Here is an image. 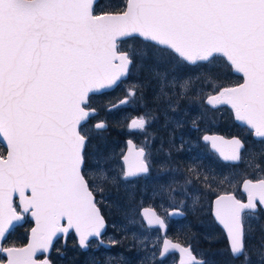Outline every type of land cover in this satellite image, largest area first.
<instances>
[{"label":"snow or ice","instance_id":"6c2138e0","mask_svg":"<svg viewBox=\"0 0 264 264\" xmlns=\"http://www.w3.org/2000/svg\"><path fill=\"white\" fill-rule=\"evenodd\" d=\"M121 43L128 48L122 50ZM218 56L242 73L244 82L219 89L206 104L230 105L236 120L264 144V0H124L122 7L101 14L94 0H0V137L6 142V155L0 154V245L14 222L24 219L17 207L36 221L27 247L0 246L6 256L0 264H50L38 262L36 253L48 251L53 238L70 229L81 249L89 247L91 237H101L104 218L84 173L89 137L82 127L90 116V92L112 86L139 62L151 73L143 87L154 85L158 98L171 99L177 89L191 87V80L178 77L183 65L212 64ZM147 123L138 118L132 127L144 130ZM204 140L216 147L215 138ZM231 145L229 154H220L238 162L245 146L236 138ZM123 160L122 183L149 173L145 148ZM96 176L110 179L99 164ZM243 188L246 202L220 196L215 215L227 229L232 256L251 264L246 233L253 230L252 220L264 217V178L245 180ZM169 195L188 198L186 191L172 188ZM140 227L144 244L150 229L166 225L152 214ZM261 233L254 251L264 264V225ZM180 250L188 254V264H204L190 249ZM168 251L165 242L161 257Z\"/></svg>","mask_w":264,"mask_h":264},{"label":"trees","instance_id":"16d2710c","mask_svg":"<svg viewBox=\"0 0 264 264\" xmlns=\"http://www.w3.org/2000/svg\"><path fill=\"white\" fill-rule=\"evenodd\" d=\"M123 4H121V0H99L95 12L101 14L106 11H114L118 6L122 7ZM124 44H119L122 50H126ZM225 66L226 62L219 56L212 64L199 63L196 66L185 64L180 68L178 77L181 80H191L189 90L182 92L177 89L174 97L169 93L171 99L157 98V100H154V97L158 95V90L154 85L143 87L149 83L150 69L139 62L130 69L129 78L133 77L138 80L145 108L159 115V119L153 126L156 135L171 147L169 155L171 171L169 174H166L165 163L161 168L162 175L159 174V171L155 173L154 166L151 165L149 173L146 177L138 179L139 182H135L136 187L131 189L132 191L128 193L125 188L116 190L117 196L120 198L114 199L115 206L111 208L112 214L105 215L102 212L108 224L114 226L110 227L109 231L113 233L114 241L117 239L115 248L123 254L130 255L134 259V264L138 263L141 256L144 260V253L138 255L140 243L136 236V231L141 228L139 212L143 207L154 208L160 216H167L168 211L174 208H185L182 209L186 212L184 219L170 220L172 224L168 228V233L173 241L191 246L198 258L205 260L204 264H242L241 259H235L232 256L225 236L219 230L220 228L214 225L211 206L213 199L222 193L237 190L240 195H243L237 188L239 180H242L240 175H237L235 185L232 178L228 176L236 166H245L244 173L248 178H264V144L250 141V134L247 137H240V128L232 121L228 130L226 127H222L220 134L228 137L238 136L245 143L241 162L234 166L221 162L217 155L207 149L202 142V135L212 132L208 128L211 125L207 118L208 112L205 111L207 106L203 90L215 89L217 91L223 86H236L242 81L241 77L232 74L228 68L224 70ZM116 95L118 97L120 91L118 93L114 90L92 97L90 106L98 108L96 107L97 101L107 100L108 97L114 99L113 97ZM100 114L102 115V111H99ZM227 114L231 118V113L227 111ZM226 117L227 115L223 114L222 120ZM104 134H108V136L96 141L91 134H87L89 140L85 149L84 169L89 164L91 151L104 154L111 149L116 137L112 125L104 131ZM258 150H262L261 154ZM154 151L152 148V153ZM0 154H5V149L1 145ZM186 158L197 162V165L194 167L188 163ZM189 169L195 171L189 172ZM181 172H185L187 177H184ZM189 180L192 181L191 184L187 183ZM169 188L186 191L188 198L185 203H183L185 199L182 195L175 198L170 196ZM192 201L196 202L195 206L192 205ZM99 206L103 211L102 207L105 206L102 204ZM108 216L111 222L108 220ZM261 225H263V218L258 223H252L253 230L246 233V245L251 257L256 256L254 249L259 248V245L255 246L253 238L262 236ZM31 227L32 223L29 220L23 226L17 227L4 241V246H23L25 241L18 233L28 232ZM218 231L223 239L217 243ZM155 251L158 253L157 248Z\"/></svg>","mask_w":264,"mask_h":264},{"label":"rangeland","instance_id":"374dc122","mask_svg":"<svg viewBox=\"0 0 264 264\" xmlns=\"http://www.w3.org/2000/svg\"><path fill=\"white\" fill-rule=\"evenodd\" d=\"M123 3L124 0H121V4ZM124 48L127 49L128 44L125 43ZM224 61L226 62L225 59ZM196 65H190V66H196ZM225 68H228L231 71V73L234 74L232 67L227 62H226V66L224 67V70ZM137 82L138 80L136 78L133 79L132 77V79H130L129 81L125 82L122 86H119L115 89V91H117L118 93L120 91V95L118 97L116 95L115 97H113L114 99L108 97L107 98L108 101L107 100L97 101L96 107H98L97 109L99 111H102V115L100 114L96 119L92 121V124L90 125L91 127L86 126L83 128L84 133L91 134L94 137V141H96L97 139H103L105 136H108V134L106 135L104 134V131L108 129L110 125H112V128L116 133V137L114 138V143H112L111 149L105 152L104 154H102L103 152L97 153L91 151L89 164L87 165V168L84 169V173L91 181L92 189L94 190L95 193L100 194L101 196L97 201L98 204H102L103 206L109 208L108 212L110 214L113 213L111 209L112 206L113 207L115 206L114 199L120 198V196H117L116 190L125 188L129 193L130 191H132L131 189L136 187L135 182L140 181V180H136L132 183H122L119 179L123 171L121 157L123 156V153L126 148V139L132 138L137 143L138 146L145 148V150L148 153L149 163L152 154V147L157 145L156 146L157 149L159 151H162L163 146L167 145V143L163 139H161L158 135H156V131L153 129L155 122L151 123V118L156 117L158 120L159 115L157 113L154 114L150 109L147 110L145 108L142 96L140 94L139 84ZM223 87H232V86L226 85ZM133 90L136 91V95L134 96L129 94L130 91ZM217 91L215 89H212L211 91L204 89L203 90V92L205 93L204 98L206 99L209 95L216 94ZM157 98L158 95L154 97V100H157ZM125 99L128 100L126 104L112 109V106L116 105L117 103ZM206 106L207 107L205 111L208 112L207 118L210 120V125H211L208 128L211 129L212 131L210 133H222L221 132L222 127H226V129L228 130L229 127L231 126V121L233 123H236L232 110H230L229 108L220 107L217 109H212L207 104ZM227 111L231 113L230 116L231 118H229ZM223 114L227 115V117L224 120H222ZM138 118H144L145 120H147L148 123L146 128L144 130L130 129L129 124L134 119H138ZM100 122H103L107 125V128L105 130H97L96 127L94 126V124L96 125L97 123ZM237 125L240 128L239 130V133L241 135L240 137H247L248 134H250L251 135L250 141L252 140L255 142H260V140H257L253 137V133L250 129L241 126L239 124ZM116 138H118V140H115ZM258 152L261 154L262 150H258ZM162 153L164 152L162 151ZM166 161L169 162L171 160L166 159ZM98 164L101 167L107 169L110 176V179L107 182L101 181L97 178L96 172H97ZM244 167L245 166H240V167L236 166L228 175L230 178H232L234 185L236 184L237 175H240L242 180L240 179L238 182L239 185L237 187L238 190H240L242 181L245 178H248L244 173L245 171ZM258 179L260 178H253L252 180H258ZM231 192L234 193L240 200H245V195L242 192L241 193L243 195H240L237 190H233ZM185 201L186 200H184L183 203H185ZM192 205L195 206L196 202L192 201ZM181 209H185V208H181ZM262 218L264 225V217ZM258 222L259 221L257 220H252L251 224ZM213 223L214 225L218 226L214 219H213ZM110 227H114V226L108 224L107 229L101 239L107 238L108 240L106 241L104 240V241L108 243L111 246V248L107 250L103 248L104 250H102L99 253L98 256L99 257L98 260L100 262L99 264H134L133 258L130 257V255L128 256L126 254H123L122 252H120L115 248L116 243L115 244L112 243V241H114V237H113V233L109 231ZM219 230L223 233V236H225L223 230L221 228ZM18 234H20V237H22L26 243V240H28L30 234V230L28 232L24 231ZM217 234L219 236L217 241L218 243L223 239V236L219 231L217 232ZM144 235L145 233L141 228L136 231L137 240L140 243V249L138 251V255L144 253V260H142L143 258L141 256L137 264H176L177 261L176 256H172L166 261H159L158 254L156 253L155 249L157 248V245L160 247L161 239H159V237H157L156 235H153L152 231H148L147 239L145 240V243L141 244L140 241L141 239L144 238ZM60 240H62L63 243ZM115 241H117V239ZM91 243H97V240H92L90 241V244ZM89 247L90 248L88 249V251H83L78 246L77 240L72 232L66 237V239L58 238L55 241V243L52 245L50 253L47 256L40 255L39 257L44 258L46 256L49 260L58 262V264H85L87 260V255L92 251V245ZM241 262H242V258H241ZM93 264H97V263H93ZM251 264H261V261L259 260V257L257 255L255 257H251Z\"/></svg>","mask_w":264,"mask_h":264},{"label":"water","instance_id":"95a60500","mask_svg":"<svg viewBox=\"0 0 264 264\" xmlns=\"http://www.w3.org/2000/svg\"><path fill=\"white\" fill-rule=\"evenodd\" d=\"M98 2V0H94V6L96 5V3ZM225 60H226V58H224ZM199 62H203V61H199ZM198 63V62H197ZM196 63V64H197ZM196 64H190V65H196ZM233 69V68H232ZM233 72H234V74L235 75H238V76H240V77H242V82L240 83V84H242L243 82H244V80H243V74L242 73H238V72H236L234 69H233ZM128 78V73H127V75H125V76H122L115 84H113L112 86H110V87H103V88H100V89H98L97 91H94V92H90L89 93V97L91 96V95H97V94H101V93H104V92H107V91H111V90H113L122 80H125V79H127ZM239 85V84H238ZM237 86V85H236ZM232 87H235V86H232ZM217 94V93H216ZM212 95H215V94H212ZM127 102H128V100L127 99H125ZM125 100H123V101H121V102H119L117 105H115V106H113L112 108H116V107H118V106H121V105H124V104H126V103H124V101ZM206 100H207V98H206ZM206 100H205V103H206ZM209 106V105H208ZM210 107V106H209ZM220 107H227V108H229L230 110H232V113H233V116H234V119H235V121H236V123L237 124H239V125H241V126H244V127H247L248 129H250L248 126H246L245 124H243L242 122H240V121H238V120H236V118H235V113H234V110L231 108V106L230 105H226V104H224V105H218V106H216L215 108H212V109H217V108H220ZM90 111V116L88 117V119L91 117V116H94V115H96L97 114V112L94 110L93 111V109H91V110H89ZM88 119H87V121H88ZM134 120H137V119H134ZM133 120V121H134ZM86 121V122H87ZM132 121V122H133ZM85 122V123H86ZM132 122L130 123V129H134L133 127H132ZM84 123V124H85ZM100 123H103V122H100ZM98 124V123H97ZM96 124V125H97ZM104 125H105V127L104 128H102V129H97V130H104V129H106L107 128V125L105 124V123H103ZM251 130V129H250ZM252 131V130H251ZM205 136H208V137H212V138H215V142H216V147L215 148H213L212 147V140H208V141H205L204 140V137ZM204 137H203V142L205 143V144H208L209 145V148H210V150L213 152V153H215L217 156H218V158H219V160L220 161H222L223 163H226V164H230V165H237V164H239L240 163V161H238V162H233V161H226V160H224V158H223V156H221V151H223L225 154H229L230 152H231V148H232V145H231V141L233 140V138H236V139H239L243 144H244V142L239 138V137H237V136H233V137H226V136H224V135H222V134H218V133H213V134H206ZM253 137L255 138V139H257V140H260V138H257V137H255L254 135H253ZM0 144L5 148V150H6V142H4L3 141V139H2V137H0ZM244 146H245V144H244ZM245 148V147H244ZM140 148H137V146H136V144H135V142L133 141V140H131V139H128L127 140V147H126V149H125V152H124V154H123V156H122V163H123V167L125 168L126 167V165H125V162H124V160H123V157L124 156H128L129 157V159H131L133 156H134V154H135V152L136 151H138ZM241 155H242V152H241ZM245 180H250V179H244L243 181H242V183H241V186H240V188H241V192L245 195V200H241L242 202H246L247 201V193L244 191V188H243V184H244V181ZM257 181V180H256ZM256 181H253V182H256ZM227 194H232V195H235L234 193H222V194H220V195H218V196H216L214 199H213V201H212V206H211V215H212V217H213V219L215 220V222H216V224L223 230V232H224V234H225V237H226V239H227V242H228V245H229V237H228V233H227V229H225V227H224V225L219 221V219H217V217H216V215H215V211H216V200L218 199V197H220V196H223V195H227ZM236 196V195H235ZM95 198V197H94ZM14 200H17V203H18V205H19V197L18 196H16V197H14ZM96 207L99 209V211H100V208L96 205ZM20 211H21V214L23 213L22 212V209L20 208ZM180 213V214H173V213ZM23 214H26V215H29V219H30V221L33 223V227L31 228V230H30V234H29V237H28V241H27V243H26V245H24V246H22V247H17V248H25V247H27L28 246V244L31 242V239H32V229L34 228V227H36V221H35V218L31 215V212H28V213H23ZM100 214H101V211H100ZM152 214H155L156 216H159L158 215V213H157V211L154 209V208H150V207H144V208H142L141 209V211H140V215H141V217H143V223H146V219H147V217H149V216H151ZM168 215H169V217L171 218V219H174V220H178V219H184L185 217H186V212H184L183 210H181V209H178V208H175V209H172V210H170L169 211V213H168ZM101 216H102V214H101ZM160 217V216H159ZM162 220H164L162 217H160ZM23 222H24V219L22 220V221H20V222H14L15 223V227L16 226H18V225H21V224H23ZM104 222H105V220H104ZM61 224L62 225H64V226H67V220L66 219H64V220H62L61 221ZM165 225H166V223H165ZM14 227V228H15ZM152 229H160V231H161V234L164 236V238H163V240H162V245H161V249H160V253H161V251L163 250V248H164V246H165V242H169V251L167 252V254H165L163 257H161V255L159 254V256H158V259L160 260V261H164L165 259H167L169 256H171V255H177V263L176 264H188V262H189V256H188V254H186V253H184V252H182L180 249L181 248H188V249H190V251H191V255L192 256H195L196 257V259H197V261H203L204 263H205V260L204 259H200V258H198V256L193 252V250H192V247L191 246H185V245H183V244H181V243H178V242H175V241H173L171 238H169V237H167L166 236V234H167V230H168V227H167V225H166V227L165 228H159V227H156V228H152ZM12 230V229H11ZM105 230H106V222H105V228H104V230L102 231V235L105 233ZM73 232V234L75 235V237H76V239H77V244H78V246H79V243H78V241H79V236H78V234L75 232V230L74 229H70L69 230V232L68 233H58L57 234V236L56 237H54L53 238V244L55 243V241L58 239V238H61V237H63V239H66V237L70 234V233H72ZM8 235V234H7ZM102 235H101V237H102ZM101 237L100 238H96V237H91L90 238V241L92 240V239H96V240H101ZM52 244V245H53ZM171 244H175V245H179V247L178 248H176V249H172L171 248ZM106 249H109L110 248V245L108 244V243H106V242H104L103 241V244H102ZM0 246H2V245H0ZM80 247V246H79ZM50 250H51V248L48 250V251H46V252H43V251H39V252H37L36 253V256H40V255H48L49 253H50ZM83 251H87L88 250V248L87 249H82ZM0 256H2L3 258H5V261H6V256H3V255H0ZM35 256V257H36ZM45 256V258H43L42 260H40V261H44V260H48V258ZM34 257V258H35ZM1 261V260H0ZM40 261H38V262H40ZM49 261V260H48ZM50 262V261H49ZM51 264V263H50Z\"/></svg>","mask_w":264,"mask_h":264},{"label":"flooded vegetation","instance_id":"af4514ba","mask_svg":"<svg viewBox=\"0 0 264 264\" xmlns=\"http://www.w3.org/2000/svg\"><path fill=\"white\" fill-rule=\"evenodd\" d=\"M157 145H155L154 147H156ZM154 147H152L153 149H154ZM205 147L207 148V149H209V146L207 145V144H205ZM154 153V152H153ZM153 153L151 154V157H150V162H151V165H152V167H153V169L155 170V173L157 172V171H159V174L160 175H162V172H161V168H162V165H163V163H165V166H166V174H169L170 173V171H171V161H169V162H167L166 161V159H169V160H171V158H170V153H169V150L167 149L166 151H164V153L162 154V155H160L159 157H153ZM162 157V158H161ZM148 163H149V161H148ZM96 196H97V198H100L101 196L99 195V194H96ZM102 209H103V213L105 214V215H107V214H110L109 212H108V210H109V208H107V207H102ZM139 217H140V223L142 224L143 223V221H142V217H141V215H140V212H139ZM162 218L164 219V221H165V223L167 224V226H168V228H169V226L172 224V221L170 222V220H172V219H170L168 216H162ZM108 220L110 221V218H109V216H108ZM111 222V221H110ZM149 231H152L153 232V235H156L157 237H159V239H161V241H160V243H161V245H162V240H163V238H164V236L161 234V231H160V229H150ZM167 236L169 237V233L167 232ZM101 240H108L107 238H104V239H101ZM62 243H63V241L62 240H60ZM100 240H97V243H91V244H89V246H91L92 245V251L87 255V260H86V263L85 264H93V263H97V264H99L100 262H99V253L102 251V250H104L105 248H104V246L99 242ZM104 241V242H105ZM161 245H160V247L157 245V249H158V256H159V254H160V249H161ZM104 248V249H103ZM107 250V249H106ZM172 256H176L177 257V255H171V256H169L168 257V259L170 258V257H172ZM178 258V257H177ZM38 259H41L40 257H38ZM97 259V260H96ZM168 259H166V260H168ZM165 260V261H166ZM51 262H52V264H54V261H52V260H50ZM133 261H134V259H133ZM57 262H55V264H56ZM176 263H177V261H176Z\"/></svg>","mask_w":264,"mask_h":264},{"label":"bare ground","instance_id":"6f19581e","mask_svg":"<svg viewBox=\"0 0 264 264\" xmlns=\"http://www.w3.org/2000/svg\"><path fill=\"white\" fill-rule=\"evenodd\" d=\"M156 120H157L156 117H152V118H151V123H152V122H155ZM167 149L169 150V153H170V151H171V147L168 146V145L163 146L162 151L164 152V151H166ZM154 150H155V151H154V153H153V157H159L160 155H162V151H159V150L157 149V147H155ZM186 159H187L188 163H190V164L193 165L194 167L197 165V162H195V161H193V160H190V159H188V158H186ZM181 173L183 174L184 177H187V175H186L185 172H184V173L181 172ZM260 239H261V236H254L253 241H254L255 246H257V245L260 246Z\"/></svg>","mask_w":264,"mask_h":264}]
</instances>
